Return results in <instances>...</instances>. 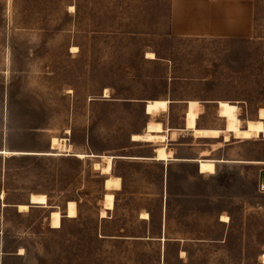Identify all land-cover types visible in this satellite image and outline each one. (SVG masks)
Segmentation results:
<instances>
[{
	"label": "rangeland",
	"instance_id": "obj_1",
	"mask_svg": "<svg viewBox=\"0 0 264 264\" xmlns=\"http://www.w3.org/2000/svg\"><path fill=\"white\" fill-rule=\"evenodd\" d=\"M170 4L0 0V151L9 152L0 155V264H263L264 137L215 145L184 131V118L196 101L199 126L222 130L217 102L228 101L244 124L257 119L264 0H255L253 34L244 39L175 36ZM154 100L171 104L152 119L145 106ZM150 121L178 130L167 135L176 159L225 162L213 176L196 163H116L122 190L106 191L108 177L94 166L101 160L74 155H150V143L127 148ZM54 138L73 153L19 154L50 153ZM108 193L115 209L102 219ZM32 195L47 196L49 207L19 213ZM72 201L76 219L66 217ZM54 211L62 215L57 230Z\"/></svg>",
	"mask_w": 264,
	"mask_h": 264
},
{
	"label": "bare ground",
	"instance_id": "obj_2",
	"mask_svg": "<svg viewBox=\"0 0 264 264\" xmlns=\"http://www.w3.org/2000/svg\"><path fill=\"white\" fill-rule=\"evenodd\" d=\"M74 11V7L71 8ZM76 51L75 49H73ZM147 58L150 60L156 59L153 53H149ZM107 96L108 91H105ZM171 102L167 100H154L149 101L145 106L146 115L152 117V119L159 113H167ZM187 104V111L184 118V131H188L196 139H210L220 140L224 139L225 143L231 142V139H235L242 142L253 141L264 137V108L260 109L257 114V119L247 120L244 124L241 120L240 108L228 101H219L218 105V117L222 119L224 129H202L198 127L199 120L204 115L203 106L201 103L196 101H189ZM172 133L173 137H177L178 130L171 131L170 128L164 127L159 122L150 121L143 134L135 135L133 137L134 142L150 143L155 145L154 154L155 161L170 162L174 160V153L167 147V135ZM172 137V136H171ZM50 153H19L20 155L29 156H60V154L53 153L56 151L63 152L66 154L73 153V146L68 144L66 140H60L54 138L51 142ZM9 152L0 151V155H7ZM14 154V153H13ZM18 154V153H16ZM76 158L84 160L86 158H101V163L95 164V169L100 170L103 175L108 178L105 181L104 187L106 191H119L121 190V180L117 177L112 176L113 172V156H95L87 154H74ZM206 158V155H204ZM140 159V158H139ZM216 160L200 159L197 161L199 172L202 175H215L217 172ZM256 163V162H255ZM4 198V196L2 197ZM31 204L34 207L48 208V198L45 195H32L30 198ZM29 202V204H30ZM19 213L27 212L29 210L28 205L17 206ZM115 209V197L113 194L108 193L104 198V209L101 212V218L106 219L108 217V211H114ZM66 217L68 219H76L78 217L77 205L75 202H68L66 206ZM142 219L148 220L149 215L144 213ZM62 215L59 211H54L50 215V227L54 230L61 228ZM222 222L228 223L229 218L223 217ZM184 255V253H183ZM264 264V255L262 257Z\"/></svg>",
	"mask_w": 264,
	"mask_h": 264
},
{
	"label": "crops",
	"instance_id": "obj_3",
	"mask_svg": "<svg viewBox=\"0 0 264 264\" xmlns=\"http://www.w3.org/2000/svg\"><path fill=\"white\" fill-rule=\"evenodd\" d=\"M255 7H256L255 0H171L169 26H170V30L172 34L178 37L225 38V39L249 38L253 34V30H254ZM198 127L202 129H211V128H206V127H200L199 124H198ZM200 140H210V139H200ZM210 141L215 142V145L222 143V142H219L220 140L219 141L210 140ZM139 143L140 142H134L133 136H132V140H130V147H127V148L130 150L132 149L131 147L132 145L139 144ZM140 144H148V143H140ZM148 145H152L154 147L153 152L150 155H139V156L132 155V156L114 157L113 172H114V167L116 166V163L118 164L131 163L133 161L158 162L154 160L155 145L154 144H148ZM213 146L214 145H212V147ZM217 150H213L212 148V150L209 151L210 156L212 155V153H214ZM172 151L174 152V150ZM201 153H200V158H201ZM199 160L200 159H193V158L176 159L175 152H174V160H171L170 162L160 161L158 163L168 164V163H171L172 161H177L180 163H196L197 164V161ZM222 162H225V161H218L217 164L222 163ZM252 163L260 164V162H256V163L252 162ZM197 167H198V164H197ZM197 170H198V173L200 174L199 168ZM113 176L119 178L123 186L124 177L119 176V175H113ZM259 184H260V174H259ZM259 192L263 193L260 190Z\"/></svg>",
	"mask_w": 264,
	"mask_h": 264
},
{
	"label": "water",
	"instance_id": "obj_4",
	"mask_svg": "<svg viewBox=\"0 0 264 264\" xmlns=\"http://www.w3.org/2000/svg\"><path fill=\"white\" fill-rule=\"evenodd\" d=\"M259 190L264 193V170L260 172V184H259ZM28 205L29 209L34 208L33 204Z\"/></svg>",
	"mask_w": 264,
	"mask_h": 264
}]
</instances>
